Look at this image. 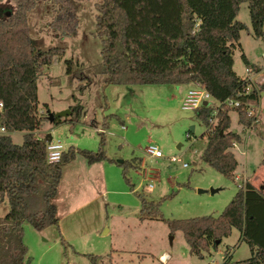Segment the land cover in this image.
I'll return each instance as SVG.
<instances>
[{
  "label": "rangeland",
  "instance_id": "1",
  "mask_svg": "<svg viewBox=\"0 0 264 264\" xmlns=\"http://www.w3.org/2000/svg\"><path fill=\"white\" fill-rule=\"evenodd\" d=\"M98 1H81L74 30L59 26L64 16L50 0L39 1L28 12L34 44L64 49L38 77L39 113L46 117L71 112L67 121L61 118L58 124L46 120L35 134H50L64 150L73 146L93 152L103 138L105 158L89 164L77 155L63 166L55 199L58 225L36 230L24 223L25 264H91L85 254L95 257L96 264H221L227 256L236 264L248 259L250 248L236 228L216 247L197 256L189 252L182 231L171 232L163 219L217 216L244 179L264 187V95L253 105L259 111L255 128L242 127L236 111L229 113L231 130L241 134L242 142L231 148L238 161L234 179L225 177L201 158L205 125L193 110L181 108L183 94L191 86L104 82L96 25ZM0 7V18L15 8L11 0H2ZM236 19L247 28L240 32L233 50V70L241 78L246 76L244 55L259 68L252 73L258 86L264 80V37L253 34L247 2L240 4ZM77 112L78 121L71 125L69 119ZM23 133L12 134L15 144L22 143ZM149 145H156L162 157L147 156L144 149ZM172 156L181 161L171 162ZM119 161L133 165L124 170ZM141 199L159 204L158 217L140 213ZM8 209L5 197L0 202V217Z\"/></svg>",
  "mask_w": 264,
  "mask_h": 264
},
{
  "label": "trees",
  "instance_id": "2",
  "mask_svg": "<svg viewBox=\"0 0 264 264\" xmlns=\"http://www.w3.org/2000/svg\"><path fill=\"white\" fill-rule=\"evenodd\" d=\"M15 6L0 18V202L6 197L8 212L0 217V264H25L27 246L23 225L36 230L58 225V186L63 166L77 155L92 164L105 158L103 138L96 152L75 149L62 152L58 162L46 160L47 137L35 134L47 120L39 113L37 80L54 56L63 55L62 46H36L28 31V12L41 0H11ZM58 5L63 19L59 26L74 30L82 0H50ZM2 0H0L1 4ZM247 2L253 34L264 37V0H99L96 4L97 32L101 38V68L106 84L185 85L199 83L212 96L210 106L194 110L206 131L202 160L225 177L234 179L238 161L231 148L241 143L240 133L231 130L230 112L236 111L238 124L247 128L251 119L248 106L259 104L264 80L250 91L248 82L233 70V50L246 24L236 16ZM3 7V6H2ZM0 7V8H2ZM246 68L259 72L242 55ZM231 99L237 106L223 105L217 122L208 119L216 103ZM79 118H70L73 125ZM68 119L65 118V121ZM48 121V120H47ZM61 122L54 120L53 124ZM258 124V123H257ZM254 125V128L257 126ZM106 127V123H104ZM103 129V128H102ZM24 132L21 144L11 133ZM102 134V131H100ZM126 170L131 162L123 161ZM238 186V185H237ZM264 187L244 181L217 216L163 219L171 232L181 230L189 252L216 247L232 228L241 232L251 256L236 264H264ZM159 204L141 199L140 213L158 217ZM96 264L95 257L85 254ZM221 264H233L229 256Z\"/></svg>",
  "mask_w": 264,
  "mask_h": 264
},
{
  "label": "built area",
  "instance_id": "3",
  "mask_svg": "<svg viewBox=\"0 0 264 264\" xmlns=\"http://www.w3.org/2000/svg\"><path fill=\"white\" fill-rule=\"evenodd\" d=\"M252 71L249 68H246V76L242 77L244 78L248 84L246 86V90L250 91L253 88H256L255 81L253 80L252 77ZM214 102L211 94L204 88L202 87L199 83H192L191 88H189L186 93L184 94L182 101H181V108L184 110H196L200 106H210ZM226 105V106H237L238 102L233 101L231 99L225 100L223 103H216L217 108H215L211 116L208 119L209 126L212 127L214 124L217 122V114L219 112V109L221 106ZM3 104L0 101V112L2 111ZM247 114L251 119L250 125L246 129H253L254 125H256L259 122L258 116H259V111H256L253 109V105L248 106L247 109ZM4 127L0 125V134L5 133ZM37 136V135H36ZM38 138H42L37 136ZM48 139L45 144V153H46V160L49 163H55L58 162L61 158L62 152L64 151L63 149V144L59 140H55L52 137L46 136ZM234 146H236V143H233ZM144 153L152 158H160L162 157V152L156 145H149L144 149ZM171 162H180V158L176 156H172L170 158ZM183 166L186 167L187 164L183 163ZM241 186V185H238ZM162 260V258H160ZM164 261V260H162Z\"/></svg>",
  "mask_w": 264,
  "mask_h": 264
},
{
  "label": "water",
  "instance_id": "4",
  "mask_svg": "<svg viewBox=\"0 0 264 264\" xmlns=\"http://www.w3.org/2000/svg\"><path fill=\"white\" fill-rule=\"evenodd\" d=\"M261 93H264V92H261ZM70 113H71L70 110H63V111L58 112L56 114L48 113L46 118H47L48 122L52 123L54 120L59 121L61 118H66ZM190 130L193 131L194 126H191ZM48 137H51V135L48 134ZM119 162H122V161H119ZM215 191H217V190L211 189V192H215ZM217 243H219V240H217Z\"/></svg>",
  "mask_w": 264,
  "mask_h": 264
},
{
  "label": "crops",
  "instance_id": "5",
  "mask_svg": "<svg viewBox=\"0 0 264 264\" xmlns=\"http://www.w3.org/2000/svg\"><path fill=\"white\" fill-rule=\"evenodd\" d=\"M254 74V73H253ZM254 80V79H253ZM185 85H188V86H192V84H185ZM186 93V92H185ZM184 93V94H185ZM184 94H183V96H184ZM264 95V93H260V95H259V100H260V98L262 97ZM238 118V117H237ZM14 132H12L11 133V138H12V134H13ZM13 140V139H12ZM245 181L247 180V181H249V182H251L253 185H255V186H257L254 182H253V180H249V179H244ZM167 255V254H166ZM161 256V255H160Z\"/></svg>",
  "mask_w": 264,
  "mask_h": 264
}]
</instances>
